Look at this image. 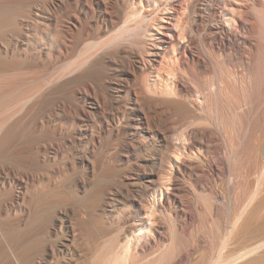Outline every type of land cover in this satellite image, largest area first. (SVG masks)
I'll return each instance as SVG.
<instances>
[{"label":"bare ground","instance_id":"bare-ground-1","mask_svg":"<svg viewBox=\"0 0 264 264\" xmlns=\"http://www.w3.org/2000/svg\"><path fill=\"white\" fill-rule=\"evenodd\" d=\"M262 218L264 0H0V264H264Z\"/></svg>","mask_w":264,"mask_h":264},{"label":"rangeland","instance_id":"rangeland-1","mask_svg":"<svg viewBox=\"0 0 264 264\" xmlns=\"http://www.w3.org/2000/svg\"><path fill=\"white\" fill-rule=\"evenodd\" d=\"M263 220H262V222H264V218H262ZM260 223H261V221H259ZM264 224V223H263ZM9 253H10V250H9Z\"/></svg>","mask_w":264,"mask_h":264}]
</instances>
